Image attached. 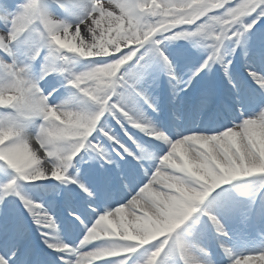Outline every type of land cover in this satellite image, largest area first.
<instances>
[{
    "label": "snow or ice",
    "instance_id": "obj_1",
    "mask_svg": "<svg viewBox=\"0 0 264 264\" xmlns=\"http://www.w3.org/2000/svg\"><path fill=\"white\" fill-rule=\"evenodd\" d=\"M216 65L209 124L148 114L160 71L187 96ZM0 72V264H264V183L226 187L264 176V0H0Z\"/></svg>",
    "mask_w": 264,
    "mask_h": 264
},
{
    "label": "bare ground",
    "instance_id": "obj_2",
    "mask_svg": "<svg viewBox=\"0 0 264 264\" xmlns=\"http://www.w3.org/2000/svg\"><path fill=\"white\" fill-rule=\"evenodd\" d=\"M179 41H182L184 43L187 42V40L185 42L184 39H180V40L173 41L172 43L174 44V43L179 42ZM180 45H182V44H180ZM179 48L181 49V47H179ZM183 48H186V47H183ZM82 60H85V59H82ZM75 61H76V63H74V62L73 63H74V65H76L77 69L84 68L80 64L81 60L79 58L75 59ZM215 69H216V66H215ZM195 70H196V67H194V66L183 67V71L186 72L187 74H191L192 72H195ZM213 76H214L213 77L214 78L213 81L211 79V81L209 82L210 78L209 79L205 78L203 83L200 84L199 88L201 89L203 86H205L208 83H213V84L218 86V88L220 89L221 92H223L224 89L227 87V85L225 84V81H224V77H223V70L221 68H218V70H215ZM215 76L219 77L218 81L215 80L216 79ZM166 79L168 80L167 82L165 81L166 82V86H167V88H166V98H167L168 106H167L166 111L165 112H161V113H164V115L167 116V120L170 121L171 124L172 123H177V124L181 125L183 122L190 120L193 124H195L197 126L205 125L206 120L209 118L208 116L197 117V116H194V115H190V113L188 111V109H189V101L195 98V95L199 92L200 89L195 93L194 92L195 85H194V87L192 89H189L187 96H184L183 94L174 96L173 95V86H171V88H169V86H170L169 77H166ZM162 80H163V78H162ZM58 82H59V78L58 77L51 76V77L48 78V81L45 82V83L48 86H55ZM157 82H158V78H157V81H156L155 85L150 89V92H151L152 97H154L158 101L159 100V96H157V90H158L157 87L159 88V86H157ZM192 92H194V93H192ZM66 95H69V94L67 93ZM73 95L75 97V101L77 99H79L80 101L78 103L74 102L72 106L74 108H83V105H84L83 103H84L85 100L83 99L82 95H79L77 92H73ZM68 97H65V99L73 98V96L70 97V98H68ZM173 114H175V116H178L180 118L179 121L175 120V116ZM149 115H151V114H149ZM160 123L162 124L163 122H161V120H160ZM162 125H164V124H162ZM183 126H184V124H183ZM37 182L48 183V181H37ZM55 183H59V182L55 181ZM262 183H264V176L255 175V176H252V177L239 178L237 181L231 182L226 187H236V186H238L239 192H252L250 190H255V188H256L255 186L256 185H261ZM26 186H27V183H22V193L25 194L26 197H30L31 198L30 194H35V196H39V192H40L39 189H30V188H28V191H27ZM47 201H50V200H47ZM22 206H23V204H22ZM58 208L59 207H57L55 209V211L57 212V214H59L61 216V219H64V216L62 214H60V211L58 210ZM65 224H67L66 220H65ZM67 230L69 231V234H71V232L73 233V230H75V229H68L67 228ZM74 233H75V231H74ZM35 235L38 236L39 233H35ZM62 235L65 237L63 229H62ZM65 238L68 239V237H65ZM244 246H245L244 244L241 245V246L237 245V248H243ZM142 255H143V252H142ZM142 255H141V257H142Z\"/></svg>",
    "mask_w": 264,
    "mask_h": 264
},
{
    "label": "rangeland",
    "instance_id": "obj_3",
    "mask_svg": "<svg viewBox=\"0 0 264 264\" xmlns=\"http://www.w3.org/2000/svg\"><path fill=\"white\" fill-rule=\"evenodd\" d=\"M185 42H186V40H185ZM180 44H182V45H180ZM179 47H181V49L183 48V47H186V48H190V44H189V42L187 41L186 43H184V42H182V41H179V42H176V43H172L171 44V48L173 49V51H175V50H177V49H180ZM207 52L206 51H201V55H203L205 58L207 57ZM81 60V65L84 67L87 63H88V61L85 59V60H82V59H80ZM74 63H76V61L74 60L73 61ZM76 66V65H75ZM194 67H198V65H195ZM83 68H81V69H78V70H82ZM163 72H166V71H160V73H159V75H161ZM158 75V77H160ZM190 75V74H189ZM165 76H167V74H165ZM168 77V76H167ZM206 78H210L209 79V82L211 81V79H213V76H208V77H206ZM0 82H3V73L2 72H0ZM195 83V81H193V84ZM197 83V82H196ZM73 92L74 91H72V92H69L68 94L69 95H66V97H68V98H70V97H74V95H73ZM71 99V98H70ZM80 100L79 99H77L75 102H79ZM59 102H61V101H58V103ZM84 105H83V108H88L89 107V104L86 102V101H84V103H83ZM3 111L4 110H0V115H3ZM155 114H153V119H156V120H158L159 121V119H160V117L161 116H158V117H155L154 116ZM0 175L1 176H3V170L2 169H0ZM0 176V177H1ZM35 183H38V184H47V183H43V182H35ZM256 188L257 187H259V185H256L255 186ZM254 187V188H255ZM28 186H26V189H27V191H28ZM255 188V189H256ZM41 191V190H40ZM250 191H253V190H250ZM26 193V192H25ZM40 194H43V193H40ZM31 195V194H30ZM11 198H16L17 199V201L19 202V197H10V199ZM46 198H47V196H46ZM38 202H42V201H38ZM253 240L256 242V243H260L261 241H264V235H261V234H259V233H256V235L253 237ZM241 245H243V243H241V244H238V246H241ZM240 249H242V248H237V250H240ZM146 253H143V255H142V257H141V259L143 260V259H145L146 258Z\"/></svg>",
    "mask_w": 264,
    "mask_h": 264
}]
</instances>
